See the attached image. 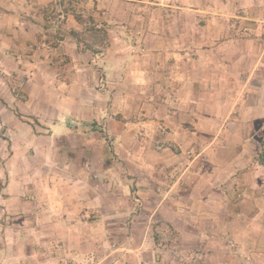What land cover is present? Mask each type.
I'll return each instance as SVG.
<instances>
[{
  "label": "rangeland",
  "instance_id": "374dc122",
  "mask_svg": "<svg viewBox=\"0 0 264 264\" xmlns=\"http://www.w3.org/2000/svg\"><path fill=\"white\" fill-rule=\"evenodd\" d=\"M261 10L260 0H0V237L12 227L2 205L8 186L80 192L72 177L84 168L94 207L79 224L93 238L83 253L49 238L43 264H150L152 242L159 264H264ZM182 50L191 58L189 93L181 62H151ZM200 55L203 62L193 59ZM170 122L195 138L170 141ZM86 147L87 158H76ZM164 152L183 165L200 153L206 168L215 158L224 173L221 206L203 209L215 220L202 224L207 237H187L191 223L182 220L150 219L133 190L134 178L144 187L155 170L167 173L156 167ZM122 190L127 205L113 206Z\"/></svg>",
  "mask_w": 264,
  "mask_h": 264
},
{
  "label": "crops",
  "instance_id": "0c3cea01",
  "mask_svg": "<svg viewBox=\"0 0 264 264\" xmlns=\"http://www.w3.org/2000/svg\"><path fill=\"white\" fill-rule=\"evenodd\" d=\"M260 5H264V0H260ZM259 11L257 10L258 13ZM245 13L252 14L253 9H247ZM262 15H264V10H261ZM245 19L254 20L252 18ZM164 42L169 45L171 40H163ZM185 46L188 49L190 42L187 41ZM182 51L183 53L181 54L160 56L155 61H153V56H151V62H154L155 66L157 65V61L160 62L162 59H166L167 61L169 59L166 62L169 66H172L173 63L177 65L181 62L182 93H189V64L191 58L188 56L187 51ZM241 57H237V59ZM204 58L200 55L198 58L194 57L193 59H197L198 62H203ZM214 59V61L221 64L233 62V60H228L227 57L221 59L215 56ZM246 62L249 61L247 60ZM262 62L264 63V57L262 58ZM252 75L253 71L249 77ZM184 87L187 90L186 92L183 89ZM246 106L248 108V105ZM176 123L170 122L174 128V132L170 135L171 138L167 139L177 144H184L188 138L189 140L195 138L192 129ZM88 143L90 142L88 141ZM88 152V147L85 150L81 149L80 152L77 150L76 153L79 154L76 155V158L77 156L87 158ZM200 155V153L191 155L187 160L183 158L184 166L177 155H168V153L164 152L159 155L162 160L160 161V165L156 167L158 169L161 167H169L166 168V174L160 172L162 169L155 170L150 176V185H145L144 187L141 185L140 179H133L137 181L133 190H137L141 198L140 200L145 204H149L151 207V213L147 217L166 222L171 226L175 222H181V220L183 223H191L189 225L191 231H188L187 237L189 235L196 238L207 237L205 232H202L204 228L202 224H205L206 221H215L211 220V217L204 216L203 209L206 207L221 206L222 198L220 196L222 195V187L220 183L224 176L222 170L218 169L215 158L207 162L209 168H206L203 167V160L200 159ZM88 158H93V154ZM86 162L88 161L86 160ZM102 163L104 167L103 171H111L113 164L107 155L103 158ZM179 164H182L184 168H179ZM75 165L78 164L75 163ZM90 165L93 166L92 164ZM90 168L92 170L93 167ZM134 173L136 174V171ZM167 174L170 175V178H168ZM74 175L72 177L73 181H75L74 183L79 181L82 183L80 192L75 190V186H71L69 188L71 191L68 193V188H59V185H56L53 188L44 189V193L47 194L45 196L42 192L43 188L38 184H16L8 186L7 191L10 194H7L4 200H2V205L5 206L8 218L11 217L12 227L11 229H5L4 237H0V264H43L45 262V250L49 238L54 239L62 247L68 248V250L74 249L79 253L87 251V240L93 238L92 233L84 232L88 226L86 227L79 223L88 224L89 222L87 217L90 216L87 215L89 210L94 207L93 189L88 185L87 177L84 178L85 175H89L84 168H81L79 173ZM89 183L92 184L91 180H89ZM78 194H81L80 197ZM117 194L118 198L112 201L113 206H126L127 197H125L124 190H122L121 194L119 192ZM107 196L108 199L105 200L104 197V201L102 202L106 206L111 201V194L107 193ZM159 212L162 214L157 215ZM83 227L86 228L83 229ZM153 245L152 242L149 252L153 254L155 261L150 264H159V254H156L155 249L157 248ZM132 251L134 254L136 253L137 257L140 256L142 258V251L146 250L144 249L143 243H141L137 250ZM137 264L146 263L140 262Z\"/></svg>",
  "mask_w": 264,
  "mask_h": 264
},
{
  "label": "trees",
  "instance_id": "16d2710c",
  "mask_svg": "<svg viewBox=\"0 0 264 264\" xmlns=\"http://www.w3.org/2000/svg\"><path fill=\"white\" fill-rule=\"evenodd\" d=\"M60 5H61V4H60ZM61 14L64 15L62 12H61ZM62 15H60V17L63 18ZM94 27H95V26H94ZM260 144H261V145H260V146H261V152H260V154H259V156H258V161H259V164H260V165L264 166V142L262 141Z\"/></svg>",
  "mask_w": 264,
  "mask_h": 264
},
{
  "label": "built area",
  "instance_id": "2783aa9c",
  "mask_svg": "<svg viewBox=\"0 0 264 264\" xmlns=\"http://www.w3.org/2000/svg\"><path fill=\"white\" fill-rule=\"evenodd\" d=\"M163 147V145H159L158 147H157V149H161ZM59 264H82V262H80V261H78V262H64V260H61L60 262H59Z\"/></svg>",
  "mask_w": 264,
  "mask_h": 264
}]
</instances>
